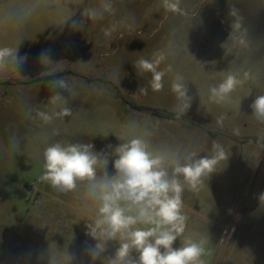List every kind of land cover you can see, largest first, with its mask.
<instances>
[{
	"label": "rangeland",
	"instance_id": "1",
	"mask_svg": "<svg viewBox=\"0 0 264 264\" xmlns=\"http://www.w3.org/2000/svg\"><path fill=\"white\" fill-rule=\"evenodd\" d=\"M111 2L114 14L90 21L84 9L102 0H0V47L27 56L18 70L9 61L0 71V264H89L87 245L95 241L86 223L95 208L84 201L83 186L64 195L39 181L43 150L60 141L111 152L145 129L154 146L206 156L215 140L229 155L199 190L184 191L188 220L174 247L204 239L205 264H264V124L250 107L264 93V0H181L180 13L166 11L163 0ZM231 7L245 31H232ZM109 26L115 31L105 36ZM157 51L167 57L161 68L170 64L172 71L153 92L151 74L138 73L134 63ZM45 53L50 63L41 62ZM53 73L69 82L71 92L61 91L73 114L46 126L35 112L53 107V78H40ZM177 73L192 97L180 119L163 115L173 113ZM228 73L244 82L227 100L209 101V88ZM13 133L18 153L7 147ZM107 172L114 174L111 159ZM118 246L110 241L95 264H107Z\"/></svg>",
	"mask_w": 264,
	"mask_h": 264
},
{
	"label": "clouds",
	"instance_id": "2",
	"mask_svg": "<svg viewBox=\"0 0 264 264\" xmlns=\"http://www.w3.org/2000/svg\"><path fill=\"white\" fill-rule=\"evenodd\" d=\"M180 4L181 0H163L164 9L173 13L182 12ZM114 12L111 0H102L100 7L85 8L83 15L90 21H100L106 14ZM30 15L31 10L26 12L25 18ZM229 15L235 18L232 31H245L238 9L231 7ZM77 23L73 20V25ZM103 31L105 36H111L115 26ZM166 59L162 51H157L151 58L142 57L134 63L138 73L151 74L149 86L153 92L163 90L164 77L172 71L170 64L161 68ZM26 60L27 56H20L18 49L0 47V71L8 67L9 61L18 70ZM41 62H51L46 53L41 55ZM248 75L245 73L246 78ZM243 82L236 74L228 73L218 85L209 88V101L221 103L227 100ZM50 85L53 95L49 104L53 107L35 112V118L46 126L73 114L68 98L61 91L71 92L68 80L56 77ZM170 90L176 98L171 111L176 119H180L192 101L181 74L175 75ZM250 107L255 120L264 124V93L258 94ZM224 119L221 115L217 123L222 124ZM135 126V122H131L130 127ZM56 134L53 130V135ZM234 134L238 135L239 130L234 129ZM150 135L147 129L142 135H131L111 152H97L92 143L60 141L48 143L43 150L39 181L64 195L83 186L84 201L95 208L94 218L86 223V235L95 241L93 245H87L89 264H95L103 257L110 241L118 242L119 246L107 264H205L204 239L188 238L179 247H174L184 234L188 220L183 212L182 196L186 188L199 190L229 155L215 140L211 145L212 154L200 156L195 150L180 152L169 146H154ZM260 142H264V136L258 137ZM7 147L12 153L20 151L21 140L15 133L8 137ZM107 147L112 148L111 145ZM110 159L114 169L112 175L107 172ZM259 199L264 202V193Z\"/></svg>",
	"mask_w": 264,
	"mask_h": 264
},
{
	"label": "trees",
	"instance_id": "3",
	"mask_svg": "<svg viewBox=\"0 0 264 264\" xmlns=\"http://www.w3.org/2000/svg\"><path fill=\"white\" fill-rule=\"evenodd\" d=\"M59 75V73H53V74H47V75H43L41 76L40 78L41 79H52V78H55ZM39 78V79H40ZM37 80V79H36ZM165 117L167 118H175V115L174 113H166V114H163Z\"/></svg>",
	"mask_w": 264,
	"mask_h": 264
}]
</instances>
